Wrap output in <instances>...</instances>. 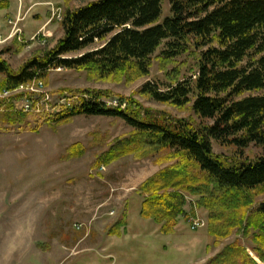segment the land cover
Masks as SVG:
<instances>
[{"label":"trees","instance_id":"1","mask_svg":"<svg viewBox=\"0 0 264 264\" xmlns=\"http://www.w3.org/2000/svg\"><path fill=\"white\" fill-rule=\"evenodd\" d=\"M171 16L161 22L163 0H97L63 12V31L53 49L44 50L15 71L0 52V93L13 91L35 79L47 85L52 71L85 72L96 82L132 86L148 78L154 56L166 71L170 86L161 92L147 85L140 95L194 116L177 118L146 108L133 98L110 91L61 90L88 95L79 107L40 115L41 123L64 126L78 116L123 120L130 136L112 143L93 163V170L124 158L154 160L164 166L135 191L143 200L140 216L172 235L189 198L208 213V234L218 248L232 236L253 244L250 252L240 241L226 245L208 264L264 263V156L246 157L251 146L264 149V0H168ZM4 6L0 4V9ZM14 45L18 42L15 40ZM32 43L21 44V54ZM182 55L192 57L197 79L182 82ZM9 101L0 113L1 125L31 129L30 114L16 111ZM116 99L107 106L102 99ZM213 141L234 150V157L217 155ZM81 144L67 150L66 160L81 158ZM195 209L193 213L195 214ZM129 202L121 219L108 231L121 238L128 226ZM212 247V248H213Z\"/></svg>","mask_w":264,"mask_h":264},{"label":"rangeland","instance_id":"2","mask_svg":"<svg viewBox=\"0 0 264 264\" xmlns=\"http://www.w3.org/2000/svg\"><path fill=\"white\" fill-rule=\"evenodd\" d=\"M94 1L97 0H54L52 12L44 11L36 16L45 21L48 13L50 17L52 15L48 36L40 40L35 48L27 46L22 56L10 55L8 59L12 68L19 71L36 54L53 49L62 38L61 21L53 16V10H59L63 16L66 9L74 10ZM162 8L161 22L171 16L168 0H163ZM30 23L29 30L32 29ZM165 49L164 44L155 54L150 76L132 86L91 81L85 72L65 69L50 73L47 91L54 101L66 94L83 95L70 91L58 93L65 89L110 91L177 118L194 116L189 109L176 110L139 94L147 85L161 92L168 90L170 80L166 71L172 72L174 65H169L163 71L157 60ZM176 61L183 65L181 81L193 83L198 74L195 60L182 55ZM102 101L117 103V106L121 104L116 99L103 98ZM121 106L125 107L124 104ZM29 123L32 130L28 131L18 126L0 127V188L6 186L5 173L14 163V168L27 176V180L23 181V186L28 189L23 203V209L28 210L26 215L29 218L26 221L30 219L38 223L37 227L14 229L12 264H208L226 245L235 241H240L252 252L253 244L241 235L232 236L220 247L214 248V239L208 234V213L206 218L198 214L197 199L191 208L189 204L192 205V198L188 199L185 208L189 213L188 219L182 221L179 231L175 230L172 235H163L161 227L152 220L137 223L145 219L140 216L143 200L135 191L164 166L156 165L154 160L135 161L133 157H128L104 169H92L93 163L112 143L131 135L132 128L123 120L78 116L67 125L49 126L41 123L40 115H32ZM76 144L83 145L85 155L66 160L67 150ZM213 149L217 155L234 157L233 149L223 148L215 141ZM245 155L255 159L264 156V149L251 146ZM15 200L14 203L18 205L22 202L21 197ZM260 200L263 201L264 197ZM10 202V198L0 195V206L9 205ZM125 202L131 206L132 225L129 231L127 226L121 238L109 236L108 231L122 217ZM196 218L202 219L205 226L192 228L193 219ZM0 230L4 232V229ZM5 261L8 264V255L6 259L0 257V264Z\"/></svg>","mask_w":264,"mask_h":264},{"label":"crops","instance_id":"3","mask_svg":"<svg viewBox=\"0 0 264 264\" xmlns=\"http://www.w3.org/2000/svg\"><path fill=\"white\" fill-rule=\"evenodd\" d=\"M0 4L4 6L0 9V52L11 49V52L6 53L3 56V58L11 64L8 57L10 55L14 56V52L17 50L19 45L32 43V45L28 48H35L40 44V40L48 36L47 29L50 27L52 15L50 17L48 13L46 16L47 19L45 21L44 18H39L36 16L44 11L46 13L52 12V6H55V3L54 0H0ZM19 19L21 21L15 27V23ZM29 22L32 24L31 30L28 29ZM15 40L18 42L17 46L14 45ZM22 55L23 53H21L18 57ZM14 167L15 166L13 163V165L11 164L10 167H8L9 169L6 168V170L8 169L5 173L4 184L6 186L4 188H0V195L6 196L11 200L9 205L0 206V229H4V232L0 230V257L6 259L8 255V264H12L13 259L12 244L14 229L38 226V223H33V220L30 221V219H28L29 222L26 221V219L29 218L26 215L28 214V210L23 209V203L25 202V195H27L28 189L23 186V181L27 180V176H23V172H20ZM159 170H161V168ZM158 171H155L153 175ZM16 197H21L22 202L20 205L14 203V201H16ZM195 201L196 198L191 199L192 205L189 204L190 208L196 203ZM197 212L198 214H202L203 217H207L206 211L200 210ZM183 219L180 218L176 232L179 231L181 222L187 221V218ZM128 221L129 231L132 225L131 206L129 207ZM139 222L141 224L148 221H138L137 223ZM4 264H7V261H5Z\"/></svg>","mask_w":264,"mask_h":264},{"label":"built area","instance_id":"4","mask_svg":"<svg viewBox=\"0 0 264 264\" xmlns=\"http://www.w3.org/2000/svg\"><path fill=\"white\" fill-rule=\"evenodd\" d=\"M60 11L53 10V16L59 21L62 20V15ZM21 20H17L15 27ZM60 71L65 70L63 68ZM15 96H21L20 99L14 102L16 111L30 114V115H43V114H56L62 110H72L79 107L82 100L87 99L88 95H76V94H66L60 97L57 101H54L52 95L47 91L46 84L44 81L35 79L33 82L21 85L19 88L10 91L4 90L0 93V113H5L8 110V104H2L1 101H9ZM107 106L117 107V103L110 101H103ZM104 169V167H102ZM205 226L202 219H193L192 228H200Z\"/></svg>","mask_w":264,"mask_h":264}]
</instances>
